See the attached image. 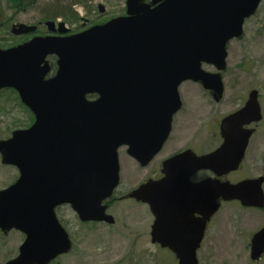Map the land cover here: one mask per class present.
Returning a JSON list of instances; mask_svg holds the SVG:
<instances>
[{"label": "water", "instance_id": "95a60500", "mask_svg": "<svg viewBox=\"0 0 264 264\" xmlns=\"http://www.w3.org/2000/svg\"><path fill=\"white\" fill-rule=\"evenodd\" d=\"M146 1L127 0V17L73 36L34 38L0 49V90L17 91L35 117L30 128L0 140L3 165L20 174L0 190V230L25 235L18 255L5 264H50L72 250L58 206L71 205L82 222H115L103 203L120 182L119 149L128 147V154L147 166L168 140L182 107L183 83L202 82L222 94L221 75L204 71L203 64L226 69L228 43L243 35L246 20L262 2ZM34 30L20 25L13 33ZM60 32H66L64 25ZM50 55L58 57V71L47 79ZM257 95L253 91L246 106L223 121L225 140L218 150L202 157L186 151L169 159L165 178L130 195L150 206L152 242L172 250L179 264H199L206 225L221 200L264 208V176L237 184L190 181L201 169L221 177L239 167L253 131H243L235 152L232 127L262 119ZM263 253L264 228L252 238V260Z\"/></svg>", "mask_w": 264, "mask_h": 264}, {"label": "rangeland", "instance_id": "374dc122", "mask_svg": "<svg viewBox=\"0 0 264 264\" xmlns=\"http://www.w3.org/2000/svg\"><path fill=\"white\" fill-rule=\"evenodd\" d=\"M9 2L10 0H0V6L2 8L9 6ZM97 3L103 4L106 11L110 13L109 17L120 14L125 0H97ZM38 4L44 5L43 7L51 6L50 1L45 0H41ZM6 16L9 17L8 14ZM36 16V11H33L24 14L21 20L31 22ZM97 17L99 18L98 14L97 16L93 15L90 21L98 19ZM103 20L106 19L100 21ZM82 25L84 24L81 22L74 26L67 24V27L71 31L77 32L83 30V28L78 29ZM244 32L243 39L235 40L229 45V73L225 74L228 76L225 80L226 86L232 87L241 84V89H258L262 94L264 104V3L256 15L247 20ZM4 36L5 34L0 30V48L8 47L11 44L10 39H4ZM6 37L9 36L6 35ZM256 60H261L260 67H257ZM205 69L210 71L208 68ZM229 74H231L230 78ZM193 86L194 84L191 82L182 85L181 92L184 97L189 96L184 93L192 91ZM186 101L188 109H193L191 105L193 101L191 99H186ZM232 109H234L233 106H218L213 118L214 123L221 121ZM32 123V114L21 104L16 93L9 90L0 92V139L8 138L13 131L28 128ZM199 139L201 138L174 137L175 143L170 146V149H173L169 152L173 154L174 151L185 150L192 146L191 141ZM256 139L257 137L253 139L251 146L259 153L256 165L254 155H249L246 163L250 165L251 162L252 168L244 167L243 171H246L238 176L258 177L264 173V169L257 168L259 160L262 159L264 162V137L261 141L259 138L256 142ZM120 156L123 186L118 196L130 192L143 178L144 173L137 163L128 157L125 149L121 150ZM18 176V170L14 167L4 166L0 157V190L14 183ZM222 206L213 218L204 247L198 254L199 264H252L250 242L252 235L264 226V209H245L238 203H224ZM110 213L116 219V224L112 226L108 224L82 225L72 212H68L65 215L64 225L74 241L73 249L67 255L58 258L53 264H178L175 255L163 251L151 242L153 219L150 218L147 207L124 199L115 201ZM24 240L25 235L19 231L13 230L6 234L0 231V264L15 258Z\"/></svg>", "mask_w": 264, "mask_h": 264}, {"label": "flooded vegetation", "instance_id": "af4514ba", "mask_svg": "<svg viewBox=\"0 0 264 264\" xmlns=\"http://www.w3.org/2000/svg\"><path fill=\"white\" fill-rule=\"evenodd\" d=\"M90 1L91 0H89V3L86 5H82V4L78 3L75 6H73V9H74L73 13L74 14H77V15L82 14V17H79V20L84 21L85 23H88L90 21V17L92 14L98 13L99 19L106 18L108 14L110 15V13L106 12V10L103 12L101 11V9L99 7L100 4L97 3V0H92V2H90ZM106 1H110V0H106ZM4 10H5V14L9 11L11 16L8 18V19H10L9 23L7 21V18H5L4 23H2V25H1V26L6 27V25L8 24L7 27H9V28L6 27V29H9L8 31L3 30L4 31L3 33L5 34V36L3 38L4 39L8 38V37H6V35H7V36L12 37L13 40H15V42H16L15 44L11 45L10 47L22 44V43L27 42L33 38H36V37H38V38L39 37H41V38H43V37L60 38V37H67V36L73 35V33H76L75 31H71V29H69V27H67V24H71L73 26L76 25V19L75 18L66 19V17L65 18L59 17V18H55V19L54 18L46 19L40 14L39 8L36 6L28 7L26 10H23V8L19 5L15 6V7L5 6ZM33 11H36V14H37V16L35 17V19L33 21L28 22V21H22L21 20V18L24 14L32 13ZM125 15H126V6L123 8L122 11H120V14H118L116 16H109V18H107L106 21L109 19H112V18H116L119 16H125ZM86 18H88L89 20H87ZM49 21H51V23L53 24L52 26L49 25V24H51V23H48ZM63 22H64V29L66 30V32L61 33L60 32V23L63 24ZM16 24H26L27 26H34V27H36V29L29 34L14 36V35H12V28ZM7 48H9V47H7ZM228 48H229V46H228ZM46 61L49 63V66H50V72H49L48 77L55 76L57 73V70H58L57 57L50 55L46 58ZM256 62H257V67H260L261 63H262L261 60H256ZM205 68L210 69L209 72H211V73L217 72L214 65H207V66H205ZM226 72L229 73V65L228 64H227L226 70H224L221 73L222 81L224 83V90H223L222 94H218L214 89L206 88L201 83L194 84L192 91L184 93L185 95L189 94V96L184 97L183 93L180 91L182 108L173 117L171 132L169 134L168 140L165 142V144L162 147V149L160 150V152L145 167H142L136 160H134L133 158H131L128 155L129 158L132 161L136 162L137 166L144 172L143 178L139 181V183L137 185H135V187H133V189L130 192H127L124 195L118 196V193H119V191H121V188L123 186L122 164H121L122 160H121V156H120V164H121L120 185H119L118 189L115 191L114 195L108 201L105 202V204L107 206V213L108 214H111L110 213L111 207L113 206L115 201L128 199V200L135 202L137 205H142V206L147 207V209L150 213V218L153 219V222H154V217L151 213L149 205L131 198L130 194L136 188L148 183L149 181H157V180H161V179L165 178L166 174L164 172V170H165L164 163L167 160L173 158L174 156L181 154L187 150H191L197 156H205V155L211 154L212 152H214L218 148H220L222 146V144L224 143V140H225V137L223 135V129H222L223 121L228 116L233 115V114L237 113L238 111H240L242 108H244L246 106L247 102L249 101L250 95L253 91L258 92L257 99H258L259 104L261 105L262 119L258 122H252L250 125H244L242 127L239 126L238 124H234L232 129L235 132V137H230L233 140V144H234L233 150L235 152H238L239 146L242 143L243 138H244V137H240V136H242L241 134H243V131L244 132H245V130H252L253 131L252 136L249 137L248 144H247V147L245 149L244 156L242 158V161H241L239 167L236 170H232L228 174L221 176V177H217L215 172L212 170L201 169V170H198L190 178V181L192 184H200V183L205 182L209 179L217 178L221 182L229 181L231 183L236 184V183L244 181V180L258 178V177H261L264 175V173H262L258 177L245 176V175L238 176L240 173H242V172L244 173L246 171V170L243 171L244 167L249 166L250 169L252 168L253 165L251 162H250V165H249V163H246V160L248 159V157L254 155L255 165H256V158L259 157V153L255 149H252L251 146H252L253 139H255L257 137V139H256V142H257L259 138L261 141V139L264 137V104L262 102L263 101L262 94L258 89H249L250 91L247 90L246 88L241 89V84L236 85V86H232V87L226 86L225 80L228 77L227 75H226L227 77L225 76ZM230 77H231V74H229V78ZM234 77H236V76H234ZM186 99H191L193 101V103L191 104L193 106V109H188ZM222 105L223 106H231V107L233 106L234 109L229 111L222 118L221 121L214 123L213 118L215 116L216 108L218 109V106H222ZM204 116H206V118H204ZM174 137H200L201 139L191 141L192 142L191 147H188L185 150H181L179 152L174 151L173 154H171L169 151H171V149H173V148L170 149V146L175 143V141L173 140ZM210 138H211V140H209ZM215 141H216V144H215ZM260 143H259V145H260ZM126 153H128L127 150H126ZM257 164H258L257 168H259V169L261 168L262 170L264 169V162L262 159L259 160V162ZM233 178H235V179H233ZM68 212H72V214H74L78 218V216L73 212L71 206H69V205L58 206L56 209L57 217L63 225L66 222L65 215ZM195 218H199V215L196 214ZM78 220H79V218H78ZM80 223L82 225L105 224V223H82V222H80ZM211 223H212V220H210V222L206 226V230L204 232V236H203V239H202V242L200 245V251H202V249L204 247L205 240L207 239L208 234L210 232ZM152 225H153V223H152ZM152 225H151V228H152ZM154 245L158 246L159 248H161V249H163L169 253L172 252L168 248H163L160 244H154ZM250 251H251V243H250ZM252 264H264V254L262 255V257L259 261L252 262Z\"/></svg>", "mask_w": 264, "mask_h": 264}, {"label": "trees", "instance_id": "16d2710c", "mask_svg": "<svg viewBox=\"0 0 264 264\" xmlns=\"http://www.w3.org/2000/svg\"><path fill=\"white\" fill-rule=\"evenodd\" d=\"M40 1L41 0H10L9 4L12 6L19 5L23 8V10H26L28 7L36 6L39 8L40 14L46 19L66 17V19L75 18L76 20H78L79 19L78 15L73 13L74 10L73 6H75L78 3L82 5H86L89 3V0H66V1L45 0L48 2L50 1V5H51L50 8V7H43L44 5L40 6L38 4ZM6 14L4 8L0 6V30H2V32H4L3 30H7V31L9 30L6 29L8 24L6 25V27L1 26L2 23H4L5 18H7L8 23L10 22V19H8L9 17H7ZM10 40L15 42V40H13L12 37L10 38Z\"/></svg>", "mask_w": 264, "mask_h": 264}]
</instances>
